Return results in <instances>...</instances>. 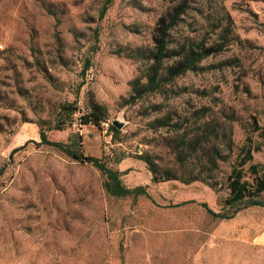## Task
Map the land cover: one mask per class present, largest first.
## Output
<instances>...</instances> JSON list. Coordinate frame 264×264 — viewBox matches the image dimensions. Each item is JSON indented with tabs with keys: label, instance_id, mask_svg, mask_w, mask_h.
I'll return each instance as SVG.
<instances>
[{
	"label": "rangeland",
	"instance_id": "rangeland-1",
	"mask_svg": "<svg viewBox=\"0 0 264 264\" xmlns=\"http://www.w3.org/2000/svg\"><path fill=\"white\" fill-rule=\"evenodd\" d=\"M179 3L0 0V264H264V207L213 214L234 211L233 170L252 183L264 169V145L243 162L264 127V0H184L170 46L213 52L125 104L149 64L137 48ZM95 106L104 120L81 124ZM41 136L144 193L112 194Z\"/></svg>",
	"mask_w": 264,
	"mask_h": 264
},
{
	"label": "trees",
	"instance_id": "trees-1",
	"mask_svg": "<svg viewBox=\"0 0 264 264\" xmlns=\"http://www.w3.org/2000/svg\"><path fill=\"white\" fill-rule=\"evenodd\" d=\"M183 1L184 0H179L180 3L173 8L172 12L167 14V17H161L159 19L153 36V48L148 51L147 54L143 53L142 49L137 48V58L145 59L149 61V64H147L141 75L135 77L131 81V93L129 98L125 100V104L136 102L146 93L160 92L165 83H171L175 78L187 71H196L199 67V63L213 52L211 47H205L203 43L198 44L193 43L192 41H184L177 47L170 46V32L179 23L181 19L180 17L184 13ZM106 2L109 3V0H106ZM75 110L76 108L74 106L71 107L70 114H73ZM104 118V112L101 108L95 106L88 116L81 118L80 123L87 124L94 122L95 124H99L104 120ZM254 125L255 131L259 133L258 136L261 138V142L255 146H243V149L246 150L243 162L251 160L252 151H259L261 146L264 145V127L258 126L257 123ZM110 128L113 129L112 126H110ZM205 131L206 128L203 129V132ZM209 133L213 134V130H210ZM30 141L32 140L27 141L25 144ZM40 143L56 147L75 160L84 159L87 162H91L102 173L107 174L108 181L106 188L114 195L126 196L134 193H144L145 191L141 186L129 189L122 185L117 171L108 168L97 158L83 156L79 146L74 147L75 142L73 145L72 142L63 143L50 141L44 136H41ZM182 143L184 144V140H182ZM190 143L193 144V148L200 147L202 145V141L196 139L195 137L191 139ZM25 144L15 148L13 151L24 147ZM207 164H210L211 167L213 166V155L207 161ZM251 167L255 169V172L257 173V176L252 183L243 179L240 170H233L228 184L230 194L225 200L224 207L227 208L235 206L234 211L230 215L213 213L215 216L222 219L231 218L233 214L237 213L242 208L241 205L264 207V200L259 199V195L264 191V169L258 173V170L254 165ZM150 171L154 172V169L151 167ZM196 179L197 178L192 180ZM239 204L241 205L239 206Z\"/></svg>",
	"mask_w": 264,
	"mask_h": 264
},
{
	"label": "built area",
	"instance_id": "built-area-1",
	"mask_svg": "<svg viewBox=\"0 0 264 264\" xmlns=\"http://www.w3.org/2000/svg\"><path fill=\"white\" fill-rule=\"evenodd\" d=\"M138 153H140V150H138Z\"/></svg>",
	"mask_w": 264,
	"mask_h": 264
}]
</instances>
